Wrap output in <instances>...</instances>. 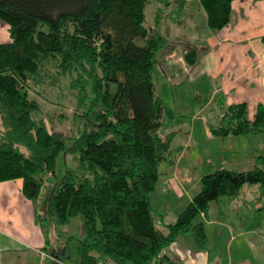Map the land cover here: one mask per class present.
Segmentation results:
<instances>
[{
  "label": "trees",
  "instance_id": "trees-1",
  "mask_svg": "<svg viewBox=\"0 0 264 264\" xmlns=\"http://www.w3.org/2000/svg\"><path fill=\"white\" fill-rule=\"evenodd\" d=\"M150 1L0 0L11 38L0 43V182L20 179L23 195L40 199L43 174H54L59 153L73 155L75 168L49 185L43 203L55 225L82 217L76 264H175L164 249L180 234L190 232L197 247H207L203 223L194 219L212 201L238 196L245 184L264 194L260 155L263 164L248 170L205 173L167 230L156 224L149 194L160 164L183 148L170 128L178 115L157 91L156 68L179 43L190 66L201 50L190 35L184 45L159 30L172 7L185 12L187 0H155L153 24L145 13ZM234 1L195 0L211 31L230 23ZM66 88L77 108V130L68 135L49 128L39 99ZM215 102L212 134L264 133V103L251 118L246 102L227 104L221 95ZM51 254L63 264L66 252Z\"/></svg>",
  "mask_w": 264,
  "mask_h": 264
},
{
  "label": "rangeland",
  "instance_id": "rangeland-1",
  "mask_svg": "<svg viewBox=\"0 0 264 264\" xmlns=\"http://www.w3.org/2000/svg\"><path fill=\"white\" fill-rule=\"evenodd\" d=\"M158 6L155 0H151L147 5L145 12L147 23L153 24L154 11ZM197 9L195 0H189L184 13L183 10L172 7L168 18L175 20L176 23L179 22L181 26L186 21V24L194 27L195 24L200 25L202 22ZM185 30L186 34L190 33L189 27ZM176 40L184 42V45L190 41L185 39V35ZM177 56H179L178 53ZM164 63L165 59L162 57L160 65L156 68L155 82L158 93L163 94L166 102L175 109L178 115L171 122L170 128L178 132L179 142L189 146V150L198 146L202 168H205L203 171L211 172L220 168L222 160L225 161L224 166L228 169L248 170L256 164L262 165L263 158L260 155H264V135L256 136L257 143L261 141L262 146L261 149H257L258 151L252 149V145H248L244 140H238L239 138L233 135H215L214 141H210L206 137L203 141L202 139L190 141L193 129L196 130L197 136L199 134L197 128L199 121H201L200 118L206 117L207 119L209 116L210 120L216 112L217 102H215V98L217 99L219 95L215 96L214 100L209 101L212 89L206 78L195 79V81L187 79L174 85L169 83L167 88H163L161 84L163 81L165 82V79L159 74H161L160 66L165 67ZM174 80L176 81V79ZM46 92V97H39V99L43 109L41 115L45 117L47 125L51 130L61 134H73L77 130L75 129L77 122H75L73 115L77 108L69 91L67 88L63 93L60 90L59 95L56 90ZM208 101L212 103L208 105ZM201 135L204 133L201 132ZM211 146L212 148H210ZM210 162H213V170H211ZM75 166L76 161L73 155L64 152L59 153L54 174H43L46 184V189H44L41 198L43 201L50 189L48 188L49 185L59 180L67 170L74 169ZM171 170L172 167L168 160L160 164V177L155 189L149 194L156 224L164 231L167 230L168 224L174 222L179 212L191 201V191L195 187L194 183L183 186L177 178L173 180V188L168 189V182L166 181L173 175ZM38 212L39 215L43 216L38 219L39 236L43 237L41 246L49 253L55 249L59 252H66L63 257V264H76L77 259H79L80 239L83 237L82 217L76 216L71 218L67 224L55 225L49 219L43 202L39 203ZM194 222L203 223L208 237V245L205 249H200L193 241L190 232L180 234L176 241L181 245L178 248L181 264H186L182 250L187 254V261L196 264H200V262L202 264H264V194L258 184H245L242 186L239 196L225 195L212 201L206 213L197 215ZM200 254L203 256L200 257ZM36 264H40V262L37 261ZM42 264H54L52 256L46 257Z\"/></svg>",
  "mask_w": 264,
  "mask_h": 264
},
{
  "label": "crops",
  "instance_id": "crops-1",
  "mask_svg": "<svg viewBox=\"0 0 264 264\" xmlns=\"http://www.w3.org/2000/svg\"><path fill=\"white\" fill-rule=\"evenodd\" d=\"M200 18L201 26L198 24L194 27L190 24L181 26L178 21L176 23L169 18L159 26L160 32L172 41L186 35L185 29L189 26L190 33L187 35L194 39L201 50L198 62L194 66L186 63L184 47L180 43L169 50L163 56L165 67L160 66L161 76L165 79L161 85L167 88L169 83L174 85L187 79L195 81L206 78L212 89L209 101L214 100L217 95H219L217 99L220 100L221 95L227 104L246 102L252 118L257 104L264 103V0H235L230 23L218 31L208 29L204 24V17L200 15ZM10 40L8 25L0 20V43ZM200 120L197 128L199 137L193 129L190 141L193 139L203 141L204 137L214 141L215 135L208 128L211 119L209 120L208 116L207 119L201 117ZM201 132L204 135H201ZM261 135L264 133L233 136L239 138L238 140H244L253 146L252 149L257 150L262 146L261 141L257 143L256 136ZM182 145L183 148L177 157L168 160L173 175L166 182L168 189L173 188V180L177 178L183 186L194 183V190L191 191L193 198L200 190L201 177L208 172L203 171L198 146L189 150V146ZM210 163L213 170V162ZM221 164L220 168H226L225 161L222 160ZM41 202H43L41 198L31 200L23 195L20 179L0 182V264H36L37 261L42 264L46 257L52 256L41 246L43 237L39 236L38 221L43 217L38 212ZM179 247L181 245L175 241L164 249L175 264H181ZM182 253L186 264H196L187 261L184 250ZM202 256L200 254V257Z\"/></svg>",
  "mask_w": 264,
  "mask_h": 264
}]
</instances>
